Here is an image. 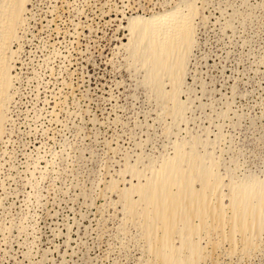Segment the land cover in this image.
Returning <instances> with one entry per match:
<instances>
[{
    "label": "rangeland",
    "instance_id": "1",
    "mask_svg": "<svg viewBox=\"0 0 264 264\" xmlns=\"http://www.w3.org/2000/svg\"><path fill=\"white\" fill-rule=\"evenodd\" d=\"M190 8L179 120L146 82L135 29ZM22 20L0 139V264H162L123 192L178 152L218 172L228 215L239 184L264 182V0H27ZM229 232L197 238L200 264H264V231L250 248Z\"/></svg>",
    "mask_w": 264,
    "mask_h": 264
},
{
    "label": "bare ground",
    "instance_id": "2",
    "mask_svg": "<svg viewBox=\"0 0 264 264\" xmlns=\"http://www.w3.org/2000/svg\"><path fill=\"white\" fill-rule=\"evenodd\" d=\"M25 6L27 0H0V139L4 135L5 108L10 101L9 91L13 83L9 62L13 54L11 44L16 35L19 36L17 31L22 27ZM196 12L190 8L188 11L177 9L171 14L162 13L135 29L136 52L142 56L141 64L147 71L146 82L154 87L159 97L166 94L172 97L175 105L169 110L179 120L185 111L179 92L194 46ZM166 81L171 83L169 91L165 87ZM203 159V155L195 151L178 152L176 158L163 163L165 165L151 178L148 176L146 183L123 192L130 214L142 218L149 252L162 264H200L204 250L197 238L203 234L209 236L212 230L220 233L228 226L230 244H235L239 235L247 248L254 246V240H259L264 231V182L238 183L236 192L231 195V213L228 215L218 198L223 184L221 177ZM198 182L202 184L200 189L196 186ZM135 192L139 194V200L133 198ZM215 194L216 198L213 197ZM177 237L181 238L180 247L177 246Z\"/></svg>",
    "mask_w": 264,
    "mask_h": 264
}]
</instances>
